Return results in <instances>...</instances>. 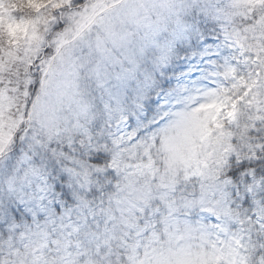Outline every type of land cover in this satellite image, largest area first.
I'll return each mask as SVG.
<instances>
[{
	"label": "snow or ice",
	"instance_id": "snow-or-ice-1",
	"mask_svg": "<svg viewBox=\"0 0 264 264\" xmlns=\"http://www.w3.org/2000/svg\"><path fill=\"white\" fill-rule=\"evenodd\" d=\"M0 264H264V0H0Z\"/></svg>",
	"mask_w": 264,
	"mask_h": 264
}]
</instances>
